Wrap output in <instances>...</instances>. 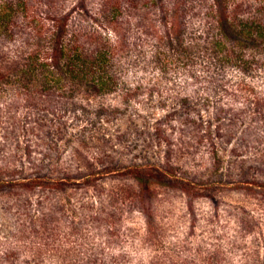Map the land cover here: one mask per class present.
I'll list each match as a JSON object with an SVG mask.
<instances>
[{
    "label": "rangeland",
    "instance_id": "1",
    "mask_svg": "<svg viewBox=\"0 0 264 264\" xmlns=\"http://www.w3.org/2000/svg\"><path fill=\"white\" fill-rule=\"evenodd\" d=\"M27 1L0 71L31 52L63 69L48 94L0 91V264H264V58L218 63L211 0ZM112 2L141 7L132 25ZM63 23L114 48L111 92L51 60Z\"/></svg>",
    "mask_w": 264,
    "mask_h": 264
},
{
    "label": "trees",
    "instance_id": "2",
    "mask_svg": "<svg viewBox=\"0 0 264 264\" xmlns=\"http://www.w3.org/2000/svg\"><path fill=\"white\" fill-rule=\"evenodd\" d=\"M27 3V0L0 3V38L11 37L12 12L14 13L13 10L19 7L24 8ZM186 4L180 5L181 12L190 9L185 6ZM210 4V10L206 14L208 17L200 23L207 33L204 38L208 43L206 49L210 47L213 57L219 64L235 62L245 67L252 63L258 64L261 58H264V0H211ZM110 7L107 10L109 18L106 15L105 17L115 31L118 30L119 25L126 27L132 25V20L129 18L131 15L136 17L135 12L141 9L135 2H129L127 5L112 2ZM66 25L63 23L58 26L59 33L56 31L53 34L54 44L50 50L55 57L49 56L51 60L55 58L63 60V73L69 79H77L83 85L87 84L99 92H111L114 82L112 75L114 48L111 45L107 46L101 38L94 37V33L88 37L76 34L69 39V42L76 41V43L71 45L69 42L64 43L61 38L62 32L67 31ZM237 47L240 51H237ZM36 58L37 54L31 52L21 60L12 62L8 71L1 70L0 91L16 88L17 91L31 96L37 92L48 94L50 90L61 88L58 69L62 71L63 68H59L60 65L55 61L39 66ZM126 170L124 173L133 175L140 181L147 174L138 166H131ZM153 170L156 173L148 174L151 177L160 175L163 179L169 175L167 169L155 167ZM62 180L64 179H57L59 182ZM31 181L37 182L38 185L44 183L41 177L33 178ZM151 185V182H146L143 188L148 190Z\"/></svg>",
    "mask_w": 264,
    "mask_h": 264
}]
</instances>
